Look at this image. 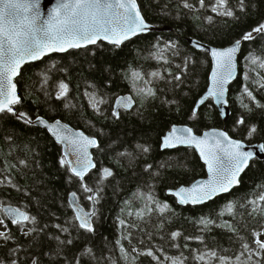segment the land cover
<instances>
[{"label": "trees", "instance_id": "1", "mask_svg": "<svg viewBox=\"0 0 264 264\" xmlns=\"http://www.w3.org/2000/svg\"><path fill=\"white\" fill-rule=\"evenodd\" d=\"M137 1L149 24L169 30L120 47L99 43L51 56L18 78L21 101L0 115V233L9 237L0 236V264H173L177 257V264H220L221 256L230 264H264L255 243L264 241V160L251 163L230 195L181 207L167 192L205 178L206 168L193 149L161 150L175 125L199 135L222 128L247 144H264V31H254L264 25V0H228L233 16L213 12L215 0H204L205 7L187 0L192 8L184 0ZM248 33L253 38L244 40ZM190 39L214 48L244 41L227 122L213 100L195 113L212 61ZM148 88L155 95L140 91ZM126 95L135 107L117 115L115 101ZM39 117L99 141L97 167L85 180L62 163V147L49 133L33 125ZM73 193L87 211L95 209L93 231L79 225L69 203ZM5 206L26 211L35 222H9Z\"/></svg>", "mask_w": 264, "mask_h": 264}, {"label": "snow or ice", "instance_id": "2", "mask_svg": "<svg viewBox=\"0 0 264 264\" xmlns=\"http://www.w3.org/2000/svg\"><path fill=\"white\" fill-rule=\"evenodd\" d=\"M50 3L51 0H44L43 7L47 8ZM199 4L200 7H205L204 0H199ZM184 6L194 7L187 0H184ZM212 11L224 16L234 15L228 6V0H215ZM148 27L140 13L137 0H58L46 15L41 10L40 0H0V113L12 112V105L20 103L13 81L20 74L19 70L24 63L40 59L49 52H64L70 48L87 47L90 44H96L100 39L109 40L112 44L119 46L132 36L146 31ZM254 31H264V25ZM252 38V33L243 37L244 40ZM239 44L240 41H237L235 46L225 50H209L215 60V70L212 73V90L208 96L223 98L226 91L225 86L235 73V54ZM196 47L202 46L197 43ZM261 66L264 67V65ZM138 75V73H134V76ZM151 75L157 76L158 73H151ZM261 86L264 87V84ZM61 89V94H64L67 85L62 84ZM140 91L147 95H155L151 88ZM248 95L251 96V92ZM199 103L203 104L204 100L202 99ZM130 105L131 98L123 106L129 107ZM19 115L23 117L25 114ZM239 123L243 124V119ZM183 131L186 134L177 135V129L173 128L171 134L165 138L163 147H175L177 144L195 145L205 158L212 178L191 189H180L176 195L180 197L182 203H201L221 192L229 191L231 186L239 183V174L247 166L248 161L253 158V152L244 151L243 143L232 140L227 136V133L219 134L224 137L227 143L215 139V142L210 145L207 141V134H205V139H201L192 134L190 128ZM255 131L256 129L252 128L249 135ZM60 139L63 142L67 137L61 136ZM70 143L74 146V150L80 153L71 171L83 180L89 167H94L87 159V146L95 145L96 141L83 137L80 140L72 139ZM259 149L264 152V144L260 145ZM62 163L73 162L62 161ZM110 174V171L105 169V175ZM84 187L87 191H92L87 185ZM72 195L75 197L76 194ZM259 199L264 201V195H261ZM231 208L232 206L229 205L228 210L231 211ZM4 211L16 223H23L29 219L35 222L34 217L30 218L26 212H22L18 208L9 207ZM90 215H94V213L77 218L80 220L81 227L93 231L89 222ZM204 223L207 224L208 221H204ZM174 235L178 236L179 233ZM0 236L9 238L4 233H0ZM255 243L261 250L256 254L264 253V241L257 239ZM243 247L247 250L249 245L245 244ZM89 251L91 250L89 249ZM147 255H153L151 250ZM207 255L213 258L217 257L215 252L207 253ZM240 255L243 256L244 253ZM204 258V255L198 257L200 260H204ZM236 259L239 261V257ZM178 260L179 257L173 259V264H177ZM230 260L231 258L219 257L220 264H230ZM180 264L183 262L180 261Z\"/></svg>", "mask_w": 264, "mask_h": 264}, {"label": "water", "instance_id": "3", "mask_svg": "<svg viewBox=\"0 0 264 264\" xmlns=\"http://www.w3.org/2000/svg\"><path fill=\"white\" fill-rule=\"evenodd\" d=\"M40 2H41V10L44 11L45 12V15H46L47 12L50 11L51 8L55 6V4L58 2V0H51V3L48 4V7L47 8H44L43 7L44 0H40ZM137 5L139 7V10H140L141 15L143 16L146 24L149 27H148V29L146 31L141 32V33H138L137 35L132 36L130 39L125 40L122 44L119 45V47L122 46L123 44H125V43H127V42H129V41H131L133 39H135L136 37H139V36H142V35H147V34L154 33V32H162V31H168L169 30L168 28L159 29V28H157V27L149 24L146 21L144 15H143V12H142V10H141V8L139 6L138 1H137ZM99 43H105V44H109V45L116 46V45L112 44L109 40L100 39V40L97 41L96 44H90L87 47L70 48L69 50L64 51V52H49L46 55L42 56V58H40V59L30 60V61L24 63L21 66L20 70H19L20 74L18 76H16L15 79H14V81H13V83H15V85H16V89H15L16 95L20 98V101H21V97H20V94H19L17 80L21 76L22 71L27 66H30V65L39 63V62L43 61L44 59L49 58L51 56L63 55V54H66V53H68L70 51H73V50L86 49V48L95 46V45H97ZM197 43H199L202 47H196V44ZM189 44H190L191 47H193L197 51H205V52H207L210 55V58H211V61H212V69H211L210 76H209V85H208V88H207V91L205 92V94L197 102V105H196V108H195V113H197V111H198L199 108H201L205 104H207L209 100H213L214 106L219 111V114L221 116V119L224 122H227L230 119V117H231V107H230V101H229L230 87L238 79L239 74H240V72H239V58H240V55H241L242 50H243L244 41H240L239 48H238V50H237V52L235 54V73H234L233 78L230 79L229 82L226 84V86H225L226 87V91H225V94H224V96H223L222 99H218L215 96H208V93L212 90V73L215 70V60H214V57L211 55V52L209 50L210 49L225 50V49H227L229 47L235 46L236 43H234L231 46H228L226 48H214V47L208 46V45H206V44H204V43H202V42H200L198 40L190 39L189 40ZM205 97H207V98L205 99ZM129 98H131V105L129 107H124L123 105L128 102ZM202 99L204 100V103L203 104L199 103ZM135 104H136V101H135V99H134V97L132 95L122 96V97L118 98L115 101V104H114L115 112L118 115L119 114V111L121 109H124V110H128L129 111V110H131V109H133L135 107ZM15 105H12V108ZM5 112H7V111H5ZM2 113H4V112H2ZM2 113H0V115ZM24 120H26L25 117H24ZM57 122H59V123H57ZM32 123H33L34 126H37L39 128H42V129L46 130L49 133V135L55 140V142L62 147V152H63V156H64L65 160L66 161H72L73 162V163H67L68 166H69V168H70V170L72 169L73 166H75L74 165V162H75L77 156L80 155V153H78L77 151L74 150V146L70 143V141L72 139L80 140L83 137H86L88 139H94L96 141V144L95 145H88L87 146V159H89L91 161V163L94 165V167H89V169L87 170V172L84 175L83 180H85L86 177L92 171H94L96 169L97 164L95 162L94 154H93V151L96 150L99 147V141L96 138H93V137L89 136L88 134H86L82 130L75 129L71 125H69V124H67V123H65V122H63L61 120L49 121V120H47V119H45L43 117H39L36 120H34ZM173 128L177 129V135H184V134H186V133H184L183 130L184 129H187V128L192 129V134H194L195 136H197V137H199L201 139H205L206 138L205 137V134H207V141H208V144H210V145L215 142V139H220L222 143H227V141L224 139V137L219 135L220 133H227V136L229 138H231L232 140H236V141L242 142L243 145H244V149L243 150L244 151L253 152L254 153V156H253V158L251 160L248 161V164L244 168V170L242 172H240V174H239V183L231 186V188H230L229 191H227V192H221L218 195L213 196L211 199H205L201 203H191V202H189V203H182L181 200H180V197L178 195H176V193L179 192L180 189H182V188L191 189L195 185L203 184L204 182L211 180L212 177H211V173L208 170V165H207V163L205 161V158L201 155L200 149L196 148L195 145L177 144L175 147H168V148L163 147L165 138L168 137L171 134ZM61 136L67 137V139H65L63 142H61V139H60ZM260 145H262V144H247L246 142H243L241 140L235 139V138H233L229 134V132L226 129H222V128L209 129V130L205 131L203 134H200L199 135L189 125H175V126H173L171 128V130L162 138V141H161V150L162 151H174V150H178V149H193L194 151H196V153L198 154L201 162L205 166L207 175H206L205 178H202L200 180H197V181H195L191 185L181 186V187H179L177 189L168 191L167 192L168 197H171V198L175 199V201L177 202V204L179 206H181V207H187V206H191V207H201V206L208 205L211 202H214L215 200H217V199H219L221 197L230 195L235 189H237L241 185L242 177L245 174V172L248 170V168L250 167L251 163L254 160H260V161H263L264 160V152L260 151V149H259V146ZM110 173H111V171H110ZM72 174L75 175L73 172H72ZM104 175H105V172H104ZM110 175H105V176L106 177H109ZM69 203H70V206H71L72 210L74 211V214L76 216V219H77L79 225H80V220L77 218L78 216H84L86 214H92V213L95 212V209H93V212L92 213L89 212V211H87L80 204V201H79V198H78L77 195H75V197H73V195H71L70 198H69ZM9 207L16 208V207H12V206H5L3 208V210L6 209V208H9ZM20 211L25 212L23 210H20ZM4 213H5L7 219L10 222L16 223V222H14L13 218L11 216H9L5 211H4ZM92 220H93V215H90L89 222L91 223V226H93ZM26 222L27 221H25L23 223H26ZM83 229L84 230H87L86 228H83Z\"/></svg>", "mask_w": 264, "mask_h": 264}]
</instances>
